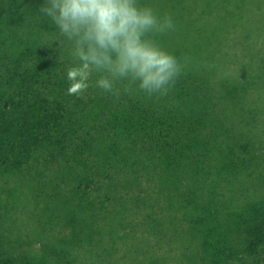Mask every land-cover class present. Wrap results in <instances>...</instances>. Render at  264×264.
Masks as SVG:
<instances>
[{"label":"trees","instance_id":"1","mask_svg":"<svg viewBox=\"0 0 264 264\" xmlns=\"http://www.w3.org/2000/svg\"><path fill=\"white\" fill-rule=\"evenodd\" d=\"M41 2L0 0V264H78L80 258L96 264L79 254V243L51 234L73 225L71 219L56 225L65 205L101 213L107 207L123 222L115 235L122 244L141 237L153 248L173 235L170 242L176 238L190 257L207 249L208 264H220L226 252L242 255V264H264V193L248 187L264 181V51L249 50L251 57L240 61H188L164 96L110 95L94 87L69 95L65 73L78 62L74 42L39 12ZM225 193L240 247L224 236L231 220L220 230L207 224L222 205L212 199ZM141 204L175 210L167 219L181 224L165 227L149 214L145 220L130 213ZM20 211L35 237L21 228ZM135 218L156 230L157 243L136 234ZM185 234L204 243L185 247ZM36 243L40 255L28 249ZM147 251L132 264L153 262ZM106 253L116 258L111 247L101 256ZM182 257L187 261L188 254Z\"/></svg>","mask_w":264,"mask_h":264},{"label":"rangeland","instance_id":"2","mask_svg":"<svg viewBox=\"0 0 264 264\" xmlns=\"http://www.w3.org/2000/svg\"><path fill=\"white\" fill-rule=\"evenodd\" d=\"M143 2L150 3L153 7L156 6V10L162 13H170L173 16L177 24L176 30L164 35L162 41L171 40L175 44L173 52H179L183 56H186L188 61H206V58L223 61H240L251 57L249 50L264 51V17H262V15L264 16V0H143ZM259 25H262L263 28L255 29ZM224 177L226 178V176ZM228 178L231 179L232 177L229 176ZM220 186L224 185L220 184ZM248 187L253 190L256 187V190L264 193V181H260L258 184L253 182ZM238 190V187H234L230 190V193ZM233 195L236 194L234 193ZM228 196L225 193V195H216L215 199H212V205L214 203H221L222 205L216 207L218 208L216 214L213 215L212 212L209 214V216L213 217V224L209 222L207 224L210 227L215 225L220 230V225H225V222L231 220L228 223L229 227L224 236L229 237L231 240L229 244L231 246L236 245L240 247V242L236 238L235 224L232 222L233 217H230L233 216V210L224 208L227 205ZM184 198H189V196H185ZM191 198L192 196L189 199ZM33 203L32 200H29L30 206L34 205ZM41 206L42 204L38 205V207ZM18 210L23 211L26 215L28 214L27 210ZM21 211V220L24 222V224L21 223V228L29 231L30 234L27 233L28 236L35 237L28 220L25 219L26 215L23 213L22 216ZM130 213L138 216L143 214L141 219L144 218V215L149 214L150 218L155 219L157 222H162L161 226L165 224V227H168L167 224L170 223H175L174 226L181 224L180 220L173 222L167 219L170 215L172 216V214L177 213L175 210L165 208L164 205L157 210L148 209L144 204H141L140 206L130 208ZM181 214L183 215V211H181ZM55 218L58 220L56 225L59 222L61 225V222H66L70 219L74 220V222L73 225L65 226L64 224L63 226L65 227L53 228L51 234L55 233L57 237H61V234L64 235L65 241L69 244L79 243V247L82 248L79 254L84 255L88 258V261L96 264H116L119 258L125 264H132L137 259L136 254L138 252L142 254L143 251L147 250L149 251L146 252L145 256L149 258L151 255L153 262L147 259L143 264H208L210 260L208 250L203 247L199 248L195 257H190L189 253L184 251V248H178L176 238L173 241L174 243L170 242L173 235H167V240L162 241L160 245L153 248L149 241L141 237L136 238V242L126 241L125 244L117 242L115 237L116 229L123 225V222L115 219V217L113 218L107 207L101 213L96 208H90L85 212L80 206L65 205L62 212ZM128 220L130 221L131 218L129 217ZM135 221L133 230L137 231L136 234L140 233L141 236L147 237L157 243L160 235L156 230L150 227L148 230L147 226L139 223V218H135ZM149 223L150 226L156 225V222H152L151 220ZM125 230L126 228H122V231ZM149 231L152 233H149ZM190 232L195 233V236L198 238V231L192 229ZM40 235L46 234L40 231ZM185 237L187 240L185 247H187L186 244L189 242L192 246H199L204 243L202 237L198 240L195 238L192 241L190 240V234L189 238L187 234H185ZM227 237L225 238V242L227 241ZM22 240L24 239L22 238ZM166 241L169 243L167 244ZM39 244H30L28 249L33 254L40 255L42 250H40ZM24 245L25 243H23ZM223 246H226V244H223ZM109 247L116 254L115 259L114 256H110L108 253H106L107 257L103 256V258L101 256L105 249ZM184 253L188 254L187 261L186 258L182 257ZM228 255L230 258H228ZM240 257L243 256L226 252V254L222 255L220 264H242L239 261ZM139 258L141 260L144 259L141 255H139ZM79 262H81V258ZM79 262L78 264H80ZM245 264L250 263L247 261Z\"/></svg>","mask_w":264,"mask_h":264},{"label":"clouds","instance_id":"3","mask_svg":"<svg viewBox=\"0 0 264 264\" xmlns=\"http://www.w3.org/2000/svg\"><path fill=\"white\" fill-rule=\"evenodd\" d=\"M39 12L74 42L78 62L65 73L67 93L94 87L118 95H167L188 63L161 45L176 30L170 13L143 0H42Z\"/></svg>","mask_w":264,"mask_h":264}]
</instances>
